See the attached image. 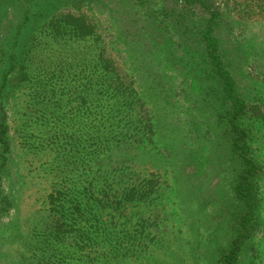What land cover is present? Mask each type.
I'll list each match as a JSON object with an SVG mask.
<instances>
[{
	"label": "rangeland",
	"instance_id": "obj_1",
	"mask_svg": "<svg viewBox=\"0 0 264 264\" xmlns=\"http://www.w3.org/2000/svg\"><path fill=\"white\" fill-rule=\"evenodd\" d=\"M210 1L222 15L214 34L237 93L258 108L241 125L255 161L264 167V0ZM59 15L84 17L94 35L79 40L66 32L52 40L49 22ZM207 19L175 0H0V124L9 148L7 164L0 162V186L8 196V203H0V264H38L31 236L35 228L43 230L35 224L45 218L44 201L53 184L49 149L56 146L48 140L53 128L62 139L81 132L92 137L81 127L88 117L79 113V101L67 94L73 83L67 74L56 83L53 78L67 64L78 63L80 55L88 59V53H105L124 83L134 81L145 112L136 105L131 116H123L153 125L151 142L140 141L137 153L141 169L159 184L145 204L125 213L130 221L145 215L155 225L158 246L150 264L217 263L241 211L229 204L234 167L213 148L215 134L199 136L207 114L198 111L196 98L212 91V106L228 107L207 77L201 43ZM26 53H31L28 68L41 84L20 81ZM176 90L183 92L175 97ZM222 113L216 135L227 151ZM85 146L82 152L88 153L90 143L74 152ZM146 152L151 158H142ZM62 156L58 164L71 162L68 167L74 169L73 160ZM255 182L259 226L238 264H264V173Z\"/></svg>",
	"mask_w": 264,
	"mask_h": 264
},
{
	"label": "trees",
	"instance_id": "obj_2",
	"mask_svg": "<svg viewBox=\"0 0 264 264\" xmlns=\"http://www.w3.org/2000/svg\"><path fill=\"white\" fill-rule=\"evenodd\" d=\"M175 1L192 14L198 9L208 18L201 35L207 77L213 81L215 94L228 107L222 111L220 107L212 106V91L206 92L200 99L196 98L200 100L198 111L207 114L199 136L205 139L207 135L202 134H215L211 140L213 148L220 150L234 167L236 179L229 191V204L240 209L241 214L232 226L234 237L228 249L220 253L216 264H238L259 226L257 213L260 199L255 181L264 173V167L255 161L249 134L241 125V120L250 112L258 111V108L248 105L238 95L236 83L220 54L219 39L214 34L222 18L219 6L210 0ZM48 28L52 31L48 34L55 41L66 32L79 40L94 35V27L88 25L82 16L59 15L50 20ZM30 55L26 53L20 66V81L41 84L28 68ZM87 55L88 59H84L85 55L82 54L78 63L67 64L53 73L55 83L64 74L73 83L67 89V94L79 101V113L82 117H88L81 127H87L92 137L85 138L81 132L77 136L69 134L62 139L53 128L48 139L51 145L56 146L49 149V153H53L52 160H49L53 184L44 201L45 218L35 224L37 227L42 226L43 230L38 232L35 228L31 236L33 254L38 264H150L158 246L155 225L145 215L130 221L132 217L125 213L138 204H145L159 184L152 173H145L141 169L142 159L137 153L140 141L146 139L151 142L153 125L149 121L126 118L132 115L136 105L145 112L137 90L133 88L134 81L127 82L128 85L124 83L114 62L106 58L105 53ZM157 77L155 74L153 78ZM176 91L175 97L178 92H183ZM222 112H226L224 128L227 151H222L223 138L219 133L216 135ZM188 132L191 134L190 130ZM86 143H90L88 153L82 152L86 146L74 152L76 147ZM0 146V162L1 167H4L8 161L6 154L9 148L2 124ZM65 154L67 159L73 160L74 169L68 167L71 162L64 166L58 164ZM142 158L149 159L151 155L146 152ZM1 202L8 203V196L3 195L0 186Z\"/></svg>",
	"mask_w": 264,
	"mask_h": 264
}]
</instances>
